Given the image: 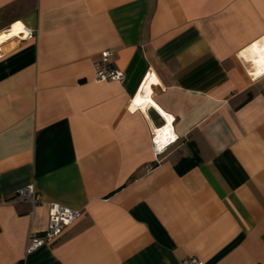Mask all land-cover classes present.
<instances>
[{
	"label": "crops",
	"instance_id": "1",
	"mask_svg": "<svg viewBox=\"0 0 264 264\" xmlns=\"http://www.w3.org/2000/svg\"><path fill=\"white\" fill-rule=\"evenodd\" d=\"M17 24L0 41V264H264V0H0V36ZM105 51L122 82L95 80ZM52 204L82 217L28 253Z\"/></svg>",
	"mask_w": 264,
	"mask_h": 264
},
{
	"label": "built area",
	"instance_id": "2",
	"mask_svg": "<svg viewBox=\"0 0 264 264\" xmlns=\"http://www.w3.org/2000/svg\"><path fill=\"white\" fill-rule=\"evenodd\" d=\"M30 38L34 36V31H28ZM111 52L105 51L102 53L101 60L95 65V80L97 82H122L125 79V74L119 69L110 64ZM156 133V132H155ZM166 145L158 146L156 142V134H154V152L156 158L163 155L168 147ZM16 194L20 200H30L33 206L40 203V198L36 194L33 186H26L16 190ZM82 217L80 210L70 207L52 204L49 213V222L47 229L42 234L30 233L27 243V252L32 253L43 246L55 242L64 231L77 223ZM181 264H205L203 260L196 257H190L181 262Z\"/></svg>",
	"mask_w": 264,
	"mask_h": 264
},
{
	"label": "bare ground",
	"instance_id": "3",
	"mask_svg": "<svg viewBox=\"0 0 264 264\" xmlns=\"http://www.w3.org/2000/svg\"><path fill=\"white\" fill-rule=\"evenodd\" d=\"M22 30H24V28L22 27V24H17L16 27L14 29H12L9 34H4L2 36H4V37L16 36V35L22 33ZM255 60L257 61V62L255 61L257 69L260 70V69H262V67L264 68V55H261V56L255 58ZM251 63H253V61ZM155 134H156V142H157L159 147H161L162 145H166L167 143H169L171 141L170 139L174 138L172 131H171V128L158 129Z\"/></svg>",
	"mask_w": 264,
	"mask_h": 264
},
{
	"label": "trees",
	"instance_id": "4",
	"mask_svg": "<svg viewBox=\"0 0 264 264\" xmlns=\"http://www.w3.org/2000/svg\"><path fill=\"white\" fill-rule=\"evenodd\" d=\"M194 155L190 158H184L178 165L177 170L179 174H183L193 168L194 166L198 165L200 162V158L198 156L197 150L193 149ZM17 264H24L23 262H19Z\"/></svg>",
	"mask_w": 264,
	"mask_h": 264
},
{
	"label": "snow or ice",
	"instance_id": "5",
	"mask_svg": "<svg viewBox=\"0 0 264 264\" xmlns=\"http://www.w3.org/2000/svg\"><path fill=\"white\" fill-rule=\"evenodd\" d=\"M18 27V26H17ZM3 39H5V37L0 36V41H2ZM148 103H151V101H148Z\"/></svg>",
	"mask_w": 264,
	"mask_h": 264
}]
</instances>
